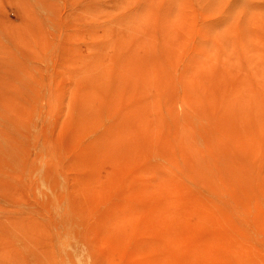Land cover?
Listing matches in <instances>:
<instances>
[{
    "label": "rangeland",
    "instance_id": "1",
    "mask_svg": "<svg viewBox=\"0 0 264 264\" xmlns=\"http://www.w3.org/2000/svg\"><path fill=\"white\" fill-rule=\"evenodd\" d=\"M0 264H264V0H0Z\"/></svg>",
    "mask_w": 264,
    "mask_h": 264
}]
</instances>
